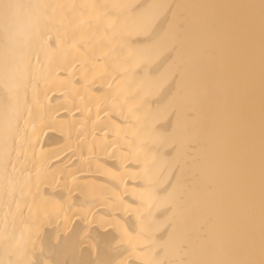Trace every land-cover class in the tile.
<instances>
[{
    "label": "bare ground",
    "instance_id": "obj_1",
    "mask_svg": "<svg viewBox=\"0 0 264 264\" xmlns=\"http://www.w3.org/2000/svg\"><path fill=\"white\" fill-rule=\"evenodd\" d=\"M0 264H264V0H0Z\"/></svg>",
    "mask_w": 264,
    "mask_h": 264
}]
</instances>
